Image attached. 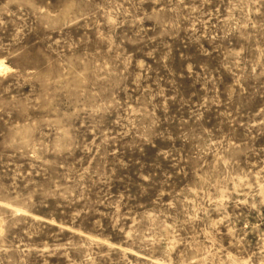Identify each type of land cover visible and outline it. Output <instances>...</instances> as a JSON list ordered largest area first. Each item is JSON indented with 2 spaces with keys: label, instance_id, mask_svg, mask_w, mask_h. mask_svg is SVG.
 Masks as SVG:
<instances>
[{
  "label": "rangeland",
  "instance_id": "rangeland-1",
  "mask_svg": "<svg viewBox=\"0 0 264 264\" xmlns=\"http://www.w3.org/2000/svg\"><path fill=\"white\" fill-rule=\"evenodd\" d=\"M0 264H264V0H0Z\"/></svg>",
  "mask_w": 264,
  "mask_h": 264
}]
</instances>
